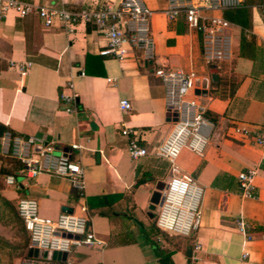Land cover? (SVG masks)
Instances as JSON below:
<instances>
[{
	"label": "crops",
	"instance_id": "0c3cea01",
	"mask_svg": "<svg viewBox=\"0 0 264 264\" xmlns=\"http://www.w3.org/2000/svg\"><path fill=\"white\" fill-rule=\"evenodd\" d=\"M22 1L76 10L118 0ZM141 1L153 10V58L146 63L135 50L123 60L101 53L106 39L91 23L67 34L57 23L42 25L34 13L19 17L9 11L0 19V123L21 136L43 137L55 153L67 150L84 177L78 198L63 177L41 173L20 178L16 188L0 175V264H18L29 251L27 232L18 216L11 217L20 196L35 199L38 213L51 219L67 210L78 213L85 204L87 228L103 243L72 247L65 256L72 264H160L162 257L167 264H260L264 258V159L251 141L226 132L235 124L264 130V9L250 6L249 49L240 54L242 31L231 23V59L207 65L201 36L187 30L182 15L168 20L166 0ZM10 62L30 65L21 75ZM156 68L194 70L190 96L213 122L201 156L183 148L174 159L203 189L200 225L187 237L160 231L154 224L157 206L148 209L157 182L170 177L169 163L153 155L172 121ZM65 82L71 87L62 89ZM61 90L74 94V113L63 110ZM119 99L130 108L121 111ZM123 125L135 131L146 155L128 156ZM73 143L78 148L70 149ZM248 168L256 169L254 197L240 195L236 178ZM239 219L244 232L236 226Z\"/></svg>",
	"mask_w": 264,
	"mask_h": 264
},
{
	"label": "built area",
	"instance_id": "2783aa9c",
	"mask_svg": "<svg viewBox=\"0 0 264 264\" xmlns=\"http://www.w3.org/2000/svg\"><path fill=\"white\" fill-rule=\"evenodd\" d=\"M50 1V0H45ZM243 0H166L163 13L168 20L178 15L183 16L187 30L201 36V58L207 65H217L231 59L232 25L224 18L223 12L242 6ZM12 11L19 17L34 13L41 24L51 26L59 24L67 34L73 32L79 23H91L102 32L106 45L101 53H110L117 60H123L129 50L137 51L143 61L153 58V38L150 33V19L153 10L141 0H118L116 4L106 2L97 7L66 9L53 7L45 3L22 0H0V19ZM23 75L30 62L13 63ZM82 72H79L81 74ZM153 74L158 77L164 89V100L167 111L174 114L175 120L162 140L153 151V155L169 163L170 177L164 182L160 192L161 200L157 206L154 219L155 226L168 235L190 236L200 225V200L203 189L194 178L180 172L174 165L178 153L187 148L201 156L208 140L213 122L205 116V106L190 96L195 84L194 70L156 68ZM65 82L62 89L70 88ZM59 100L66 113H74L76 105L74 94L59 92ZM118 108L126 111L130 103L126 99L118 100ZM230 136L251 141L259 148L264 159V130L245 124L226 127ZM120 134L127 140L126 152L131 159L147 154L145 147L138 144L135 131L126 125L120 128ZM70 149L78 148L73 143ZM0 154L8 155L20 164L17 174L5 175V184L20 188L17 176L23 179L35 178L38 174L47 173L66 178L78 198L84 195V177L80 164L70 159L67 150L55 153L53 144L41 136L12 135L9 131L0 133ZM255 168H248L237 173L240 195L254 197L253 178ZM15 210L24 230L28 234L30 254L19 259L18 264H72L65 257L56 261L42 256V252H59L66 255L74 246H99L103 242L87 228L86 206L80 203L78 213L61 212L51 219L38 213L35 199L20 196L16 200ZM236 226L244 232L242 220ZM72 237H66L65 234ZM193 249L198 250L195 243ZM260 264H264V258Z\"/></svg>",
	"mask_w": 264,
	"mask_h": 264
},
{
	"label": "trees",
	"instance_id": "16d2710c",
	"mask_svg": "<svg viewBox=\"0 0 264 264\" xmlns=\"http://www.w3.org/2000/svg\"><path fill=\"white\" fill-rule=\"evenodd\" d=\"M256 4L257 6H262L264 9V0H243V4L240 7L233 8V9H227L223 12V16L225 19H227L229 22L238 25L241 28V36H240V54H243V51L247 50L251 46V39L252 36L250 34H247V30H249V14H250V6ZM145 63L147 61H144ZM214 84H217L219 80L212 81ZM3 131H9L12 135L17 134L7 126L0 123V133ZM20 168V164L17 160L14 158L8 156V155H1L0 154V175L4 176L8 174H17V170ZM135 183H139L138 180H136ZM11 217L15 218L17 217V213H11ZM20 219V218H19ZM21 221V220H20ZM22 224V223H21ZM26 255V254H25ZM23 255V256H25ZM22 256V257H23ZM169 262L167 257H162L160 259V264H167Z\"/></svg>",
	"mask_w": 264,
	"mask_h": 264
},
{
	"label": "water",
	"instance_id": "95a60500",
	"mask_svg": "<svg viewBox=\"0 0 264 264\" xmlns=\"http://www.w3.org/2000/svg\"><path fill=\"white\" fill-rule=\"evenodd\" d=\"M172 117V118H170ZM167 120H175V117H174V114H170L169 112H167ZM164 186V182L163 181H158L156 186H155V190L152 192L151 196H150V199H149V206H148V209L151 211L155 208V206H158L159 203H160V200H161V196H160V192L162 190ZM63 209H66V208H63ZM67 213H70L71 211L70 210H67L66 211ZM151 215V214H149ZM66 237H72L71 234H65ZM31 253V250L28 251V254ZM42 256L43 257H47V258H50V259H53V260H58L59 257L61 256L62 257V260L65 259V256L66 254L65 253H59V252H46V251H43L42 252Z\"/></svg>",
	"mask_w": 264,
	"mask_h": 264
},
{
	"label": "rangeland",
	"instance_id": "374dc122",
	"mask_svg": "<svg viewBox=\"0 0 264 264\" xmlns=\"http://www.w3.org/2000/svg\"><path fill=\"white\" fill-rule=\"evenodd\" d=\"M246 125V124H245ZM167 178H168V175L166 176V175H163V177H162V180L165 182L166 180H167ZM19 176H17V180L19 181ZM10 188H13V186H9ZM168 235V234H167ZM168 236H170V235H168Z\"/></svg>",
	"mask_w": 264,
	"mask_h": 264
}]
</instances>
